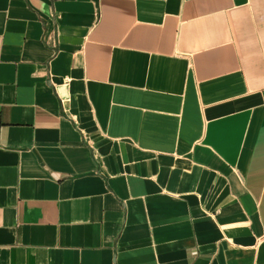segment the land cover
Segmentation results:
<instances>
[{"label": "crops", "instance_id": "obj_1", "mask_svg": "<svg viewBox=\"0 0 264 264\" xmlns=\"http://www.w3.org/2000/svg\"><path fill=\"white\" fill-rule=\"evenodd\" d=\"M0 264H264V0H0Z\"/></svg>", "mask_w": 264, "mask_h": 264}]
</instances>
